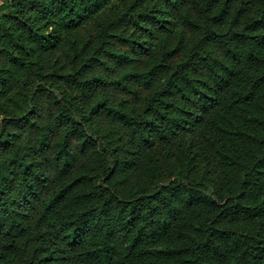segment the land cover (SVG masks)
<instances>
[{"label":"trees","instance_id":"1","mask_svg":"<svg viewBox=\"0 0 264 264\" xmlns=\"http://www.w3.org/2000/svg\"><path fill=\"white\" fill-rule=\"evenodd\" d=\"M0 264H264V0L2 1Z\"/></svg>","mask_w":264,"mask_h":264},{"label":"rangeland","instance_id":"2","mask_svg":"<svg viewBox=\"0 0 264 264\" xmlns=\"http://www.w3.org/2000/svg\"><path fill=\"white\" fill-rule=\"evenodd\" d=\"M0 1H4V0H0Z\"/></svg>","mask_w":264,"mask_h":264},{"label":"crops","instance_id":"3","mask_svg":"<svg viewBox=\"0 0 264 264\" xmlns=\"http://www.w3.org/2000/svg\"><path fill=\"white\" fill-rule=\"evenodd\" d=\"M2 1H0V3H1Z\"/></svg>","mask_w":264,"mask_h":264}]
</instances>
